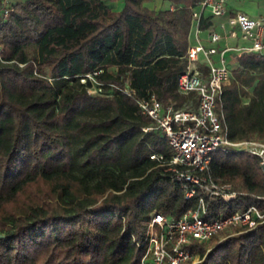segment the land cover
Returning a JSON list of instances; mask_svg holds the SVG:
<instances>
[{"label":"trees","instance_id":"obj_1","mask_svg":"<svg viewBox=\"0 0 264 264\" xmlns=\"http://www.w3.org/2000/svg\"><path fill=\"white\" fill-rule=\"evenodd\" d=\"M146 1L115 9L107 0H9L0 22V264H142L145 221L197 206L150 157L172 149L160 130L144 131L153 121L137 100H196L178 78L201 0H171L172 9ZM209 23L202 16L199 25ZM238 62L223 93L229 137L264 141V54ZM204 173L237 192L225 201L203 191L206 217L264 211L260 156L215 151ZM189 248L200 258L190 264H264V220Z\"/></svg>","mask_w":264,"mask_h":264},{"label":"built area","instance_id":"obj_2","mask_svg":"<svg viewBox=\"0 0 264 264\" xmlns=\"http://www.w3.org/2000/svg\"><path fill=\"white\" fill-rule=\"evenodd\" d=\"M205 9L213 15L223 14L226 0H201L200 9L192 12V19L199 21ZM9 10V0H4L0 5V22ZM231 22L238 25L242 37L249 41V44L236 48L240 56L245 52L264 54V17L238 11L231 17ZM211 39L218 41L219 33L212 32ZM229 49L206 46L202 42L188 46L186 70L178 78V90L182 94H194L196 100L179 107L174 103L164 104L156 95L137 100L141 112L153 121L152 125L144 127V131L160 130L172 149L171 156L154 150L150 157L167 165L165 170L181 184L187 199L198 196L197 206L190 207L177 219L155 211L145 221V237L140 244L144 248L142 264L194 263L196 254L189 248L194 241L209 240L230 226L251 228L264 220V211L254 205L226 216H205L210 200L203 191L225 201L237 197L230 182L218 184L212 176L204 173L213 152H251L260 156L264 166V141L229 137L223 109L224 87L233 71L227 57ZM215 54L218 59L214 58Z\"/></svg>","mask_w":264,"mask_h":264},{"label":"crops","instance_id":"obj_3","mask_svg":"<svg viewBox=\"0 0 264 264\" xmlns=\"http://www.w3.org/2000/svg\"><path fill=\"white\" fill-rule=\"evenodd\" d=\"M115 9H121L124 6V0H107ZM150 8L166 9L174 8V3L171 0H148L145 2ZM200 9V3H197L192 8ZM238 11H243L254 17H264V0H226V10L223 14L213 15L210 10H203V18L209 20V25L200 27V20H193L189 33V45L202 42L206 46H217L218 49L230 48L227 51L229 65L232 69L238 65L239 53L238 47L249 44V41L244 39L237 24L231 22V17ZM212 32H217L220 35L218 41H212ZM233 32L236 34L234 35ZM203 58V55H201ZM218 59V54L214 55Z\"/></svg>","mask_w":264,"mask_h":264},{"label":"rangeland","instance_id":"obj_4","mask_svg":"<svg viewBox=\"0 0 264 264\" xmlns=\"http://www.w3.org/2000/svg\"><path fill=\"white\" fill-rule=\"evenodd\" d=\"M15 1H16V0H15ZM234 67H235V64H234ZM222 236H223V235H222ZM199 260H200L199 256L196 255V258H195V260H194V263L198 262Z\"/></svg>","mask_w":264,"mask_h":264},{"label":"water","instance_id":"obj_5","mask_svg":"<svg viewBox=\"0 0 264 264\" xmlns=\"http://www.w3.org/2000/svg\"><path fill=\"white\" fill-rule=\"evenodd\" d=\"M1 235V234H0Z\"/></svg>","mask_w":264,"mask_h":264}]
</instances>
